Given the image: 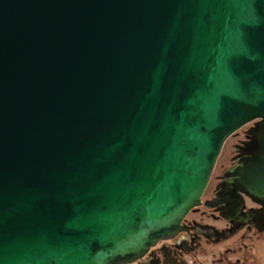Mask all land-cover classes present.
<instances>
[{
  "label": "water",
  "instance_id": "water-1",
  "mask_svg": "<svg viewBox=\"0 0 264 264\" xmlns=\"http://www.w3.org/2000/svg\"><path fill=\"white\" fill-rule=\"evenodd\" d=\"M224 196L264 207V0H0V264H124Z\"/></svg>",
  "mask_w": 264,
  "mask_h": 264
},
{
  "label": "flooded vegetation",
  "instance_id": "flooded-vegetation-1",
  "mask_svg": "<svg viewBox=\"0 0 264 264\" xmlns=\"http://www.w3.org/2000/svg\"><path fill=\"white\" fill-rule=\"evenodd\" d=\"M246 137L250 138V131L247 132ZM244 144L245 141L243 144H235L238 155L233 157L235 160L233 163L239 161L238 148ZM223 185L221 178L209 197L202 199L200 205L189 211L200 212V218L187 217V213L182 220V228L176 234L160 239L151 245L143 256L124 264H183L184 251L194 249L197 245L201 246L202 238H205L208 243L220 241L242 228L248 231L255 227L258 235L264 236V207L243 194H239V198L236 197V199L224 196ZM206 208L212 211H207ZM208 215L213 217L214 221L223 222L224 219V223L219 226L214 221L204 220L203 217ZM243 235L246 236V234Z\"/></svg>",
  "mask_w": 264,
  "mask_h": 264
},
{
  "label": "rangeland",
  "instance_id": "rangeland-1",
  "mask_svg": "<svg viewBox=\"0 0 264 264\" xmlns=\"http://www.w3.org/2000/svg\"><path fill=\"white\" fill-rule=\"evenodd\" d=\"M254 121L255 119L243 124L227 137L215 162L202 199L209 197L218 181L221 180V174L234 164L233 157L238 155L235 144H243L246 139L248 140L246 134L248 131L251 133L250 128L254 125ZM206 210L212 211L209 208H206ZM187 215V217H201L200 212H188ZM209 215L204 216V220L214 221L213 217ZM214 222L222 226L224 219L223 222ZM244 231L243 228L239 229L225 239L209 241V243L205 238H202L201 246L198 247L197 245L194 249L184 251L183 264H264V236H259L255 227L243 233ZM243 234H246V236Z\"/></svg>",
  "mask_w": 264,
  "mask_h": 264
}]
</instances>
